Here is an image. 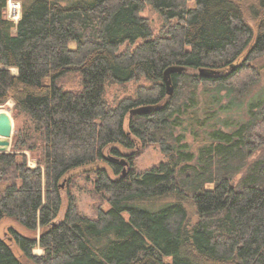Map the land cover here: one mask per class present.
<instances>
[{"label":"trees","instance_id":"16d2710c","mask_svg":"<svg viewBox=\"0 0 264 264\" xmlns=\"http://www.w3.org/2000/svg\"><path fill=\"white\" fill-rule=\"evenodd\" d=\"M17 1L12 23L0 0V105L13 102L16 122L0 153V221L32 235L8 228L0 264H24L10 243L34 264H264V87L251 93L264 0ZM132 81V95L107 100V85ZM237 108L239 121L217 117ZM151 145L164 161L137 169ZM87 167L91 216L63 188Z\"/></svg>","mask_w":264,"mask_h":264},{"label":"rangeland","instance_id":"374dc122","mask_svg":"<svg viewBox=\"0 0 264 264\" xmlns=\"http://www.w3.org/2000/svg\"><path fill=\"white\" fill-rule=\"evenodd\" d=\"M12 1L15 2L17 0H12ZM49 1H54V2L59 3L60 5L65 6L77 0H49ZM86 1H90V0H86ZM140 16L145 18L148 21V23L150 24V26L152 27L154 31V34L158 33L161 30L163 26V21L161 17L159 16V14L155 12L150 6L148 5L145 6L143 11L140 13ZM69 48L74 49L75 44L73 42L69 43ZM254 64L262 67L263 69H262L261 78L257 82V84L252 87L251 93H254L264 87V55L260 57L259 59H257L254 62ZM12 71L13 73L15 72L14 69ZM64 80L65 81L68 80L67 87L69 86L72 87L74 85L76 87L77 77H75V75H73L72 77L70 76L68 79L65 78ZM141 83L142 81H136V82L132 81V82L126 83L125 85H116V84L107 85L105 88V96L107 100L110 102L119 100L125 96L132 95L136 86ZM223 103L224 104L227 103V98L223 101ZM12 106H13V102L11 100H8L4 104L0 105V112L8 113L11 116L12 121H13V133L10 139L11 144H12V137L15 132V124H16L13 118ZM241 116H242V110L239 111V108H237V109H231L227 112H219L217 117L220 118L221 120H225V121L227 120L226 122H234V121H239V118ZM126 125L127 124L125 122V125H124L125 129H126ZM223 130L226 131L228 130V128L223 127ZM186 140L188 142H191V138L188 134H186ZM11 144H10V148H11ZM10 148H9V151H10ZM137 151H138V155L135 158V167L139 170H145L153 165H156L164 161V157L157 146L151 145V146H147L144 148H138ZM26 156H27L28 164L30 166H34V161L30 157L29 153L26 152ZM123 166L125 169L128 168L127 165H123ZM89 169L90 168L87 167V168H81V169H77L73 171L71 174H73L75 178L74 185L63 187L65 189L66 188L69 189L71 194L74 196L76 206L79 212L87 216H91L93 214V208L97 201V198L91 193L90 182L88 179H86L87 176L89 175H86L85 172H87ZM65 189H63L64 192H65ZM65 206H66V199L64 197L61 211L59 213V218L62 217ZM102 209L107 210L108 205L103 203ZM188 215H189V222L193 224L196 221V217L192 209L190 210L188 208ZM8 228H13L24 235H32L31 232L24 230L21 226H19L12 219L5 218L0 221V237L1 238L3 239L8 238L7 236ZM10 245L15 255L18 256L24 264H34L32 261L24 258L14 244L10 243ZM33 253L38 255L42 253V250L37 247L33 250Z\"/></svg>","mask_w":264,"mask_h":264},{"label":"water","instance_id":"95a60500","mask_svg":"<svg viewBox=\"0 0 264 264\" xmlns=\"http://www.w3.org/2000/svg\"><path fill=\"white\" fill-rule=\"evenodd\" d=\"M176 68H169L164 73L163 82L165 85L167 95H172L173 89L171 86V81L169 74L174 72ZM202 75V73L200 72ZM148 110V108H137L130 111V114H138ZM13 133V121L11 116L6 112H0V153L9 152L10 139ZM122 165H126L124 161H121ZM125 169L123 170L124 174Z\"/></svg>","mask_w":264,"mask_h":264},{"label":"built area","instance_id":"2783aa9c","mask_svg":"<svg viewBox=\"0 0 264 264\" xmlns=\"http://www.w3.org/2000/svg\"><path fill=\"white\" fill-rule=\"evenodd\" d=\"M21 15V6L19 1L7 0V4L4 10V16L6 20L17 23Z\"/></svg>","mask_w":264,"mask_h":264}]
</instances>
